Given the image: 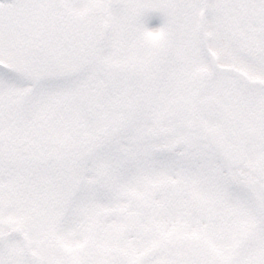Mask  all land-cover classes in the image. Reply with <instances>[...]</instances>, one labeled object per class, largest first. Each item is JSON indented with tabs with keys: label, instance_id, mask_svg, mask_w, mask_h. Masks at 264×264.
I'll list each match as a JSON object with an SVG mask.
<instances>
[{
	"label": "snow or ice",
	"instance_id": "snow-or-ice-1",
	"mask_svg": "<svg viewBox=\"0 0 264 264\" xmlns=\"http://www.w3.org/2000/svg\"><path fill=\"white\" fill-rule=\"evenodd\" d=\"M0 264H264V0H0Z\"/></svg>",
	"mask_w": 264,
	"mask_h": 264
},
{
	"label": "rangeland",
	"instance_id": "rangeland-1",
	"mask_svg": "<svg viewBox=\"0 0 264 264\" xmlns=\"http://www.w3.org/2000/svg\"><path fill=\"white\" fill-rule=\"evenodd\" d=\"M161 24V20L159 17L153 16L147 23V26L150 29L158 28Z\"/></svg>",
	"mask_w": 264,
	"mask_h": 264
}]
</instances>
